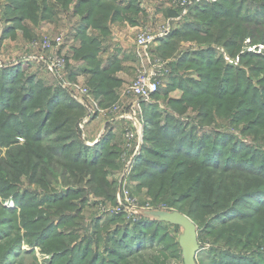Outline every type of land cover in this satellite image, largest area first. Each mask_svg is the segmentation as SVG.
<instances>
[{
	"label": "rangeland",
	"instance_id": "obj_1",
	"mask_svg": "<svg viewBox=\"0 0 264 264\" xmlns=\"http://www.w3.org/2000/svg\"><path fill=\"white\" fill-rule=\"evenodd\" d=\"M202 1L200 11L192 18L193 25L187 28L186 35L179 38L181 41L175 52L159 56L166 62L174 63L176 69L163 78L160 89L146 102L142 141L127 183L134 204L143 205L149 201L172 210L181 209V213L185 211L189 215L197 227L198 264H264V0ZM218 7L228 13L236 12L252 22L248 23L251 33L238 40L239 46H231L232 41H225L226 37L215 41L210 18L213 10H220ZM12 46V43L2 45L5 55L17 50L18 46ZM1 56L5 58L2 53ZM16 72L18 76L13 84L0 80V85H4L2 91L5 96L15 88L13 96L16 98L12 99L18 101L33 92V83H30L28 69L23 71L20 68ZM56 84L59 86V83ZM127 99L133 100L130 96ZM3 106L5 103L0 101V250L10 240L17 243V246L12 244L8 249L12 253L5 264H51V260L55 264H64L65 258H52L49 251L55 247L62 252L77 244L80 236L78 227L82 224L90 235L92 222L97 221L100 228L105 227L106 236L107 230L112 232L125 224H135L140 216L131 217L120 207V191L116 198V187L122 179L120 167L108 168L105 177L112 182L109 188L105 187L112 199L94 194L91 185L85 181H69V176L60 175L59 161L53 155L49 158L48 151L60 152L62 145L73 144L72 153L71 149L68 152L73 156L79 148L77 137L56 141L66 134L65 129L49 130L48 133H55L53 135L44 133L49 127L40 132L29 122L26 113L21 114L20 107L2 110ZM29 106L26 112L31 114ZM43 115L38 116V120ZM93 126L94 131L109 130L105 126L100 128L99 123ZM74 132L78 136V130L74 129ZM117 132L122 134L117 142L120 144L125 131L116 129ZM26 135L42 139L34 145L42 159H37L38 154L35 155L34 151L31 155V143L26 141ZM96 136V133L93 134L94 138ZM134 136H137L135 129ZM112 137L110 131L104 140L108 145L105 150L111 146ZM84 144V152L77 155L82 157L87 153L91 156L93 145ZM114 149L121 150L119 146H114ZM185 156L196 157L198 163L207 166L208 169L202 173L203 179L222 183L224 189L213 195V201L207 203L204 200L207 193L201 195V201L195 199L198 193L192 189L196 186L187 191V184H192L189 176L192 174L195 177L197 168L188 167L189 176H178V185L174 188H170L169 180H166L160 192L157 187L149 189L148 180L137 175L141 171L148 174L167 169L169 177L175 169L182 170L176 165L186 160ZM118 159L121 162L119 156ZM33 160L38 163L37 167L33 168ZM115 162L119 165L117 156ZM216 165L218 169L214 171ZM215 199L217 203H214ZM196 206L202 208L194 213ZM98 207L104 212L94 219ZM77 208L79 212H76L75 221L73 219L63 225L62 222ZM118 215H123L125 219L120 221ZM111 218L113 221L110 223ZM148 222L142 224L146 226ZM225 222L227 224L221 225ZM143 228L141 231L146 237H151L154 249L167 247L166 252L174 255L166 260L154 254L161 258V264H183L178 243L182 228L166 225ZM58 231L74 234L64 248L60 238L46 240ZM106 246L111 247L109 244ZM92 250L97 248L91 249V253ZM99 252L104 254L102 248ZM145 253L152 256L149 250ZM203 256L208 259L205 261ZM108 259L109 256H106L104 260Z\"/></svg>",
	"mask_w": 264,
	"mask_h": 264
},
{
	"label": "trees",
	"instance_id": "obj_2",
	"mask_svg": "<svg viewBox=\"0 0 264 264\" xmlns=\"http://www.w3.org/2000/svg\"><path fill=\"white\" fill-rule=\"evenodd\" d=\"M16 2L8 1V16L13 17L16 19V22L18 21H36L38 17L41 16H48L52 14V10L47 4V0H15ZM202 0H197L194 2L187 10V13L185 16L181 17L176 23L177 25L173 26V29L161 40V45L159 49H156V53H158V56H168L169 53H174L175 49L177 48V45L179 41H181L179 38H181L182 35H186L187 28L191 27L193 25L192 18L195 16V13L200 11V8L202 7L201 3H204ZM57 2L63 7L67 8V4L69 2L73 3V8L76 11H79L82 17H87L88 19H94V24H99L102 21H105L110 13H113L114 11L118 10L114 7V5L110 4L109 2H105V0H57ZM134 9H137L134 6ZM220 10H213V13L211 16L212 20V26H214V33H215V41L219 40L223 37L225 38V41H232L231 46H239V39L244 38V34L251 33L249 22L247 21L245 17L239 15L236 12H229L225 9L221 11V8L218 7ZM173 11L169 10L167 13L170 15V17L177 16L179 14L178 9H172ZM75 11V12H76ZM101 14V17L96 18L98 14ZM207 13V12H206ZM205 14V13H203ZM96 19L98 21H96ZM189 19V20H188ZM183 20V21H182ZM254 22L255 20L252 19ZM185 21V22H184ZM181 24V25H180ZM24 26L22 25V28ZM25 29V27H24ZM28 30V29H27ZM27 30H25V33L27 34ZM212 33V35H214ZM29 34V33H28ZM78 39L81 42V46L79 49L74 50L75 57L77 59H84L92 69V80H91V89L90 91L95 96V89L98 90V92L105 91L104 88L109 85H115L117 81L112 78L106 71L102 69L99 64L100 62L96 59L97 54V43L95 42L94 38H90L86 36V33L84 31V26L82 24L78 26ZM235 40V42H233ZM174 63L169 62V66L171 68V73L173 70L176 69V66H173ZM12 71H15L14 73ZM18 72V71H17ZM16 72V69L14 68H1L0 67V80L3 82H8V84H13L16 77L18 76ZM171 75V74H169ZM10 78L8 81L7 78ZM6 78V79H5ZM30 83H33V92L24 99H19L18 101L16 99H12V97L16 98V96H13L14 89L9 93L8 96H5V93H3L2 88L4 87L3 83L0 85V101L1 103L4 102L5 106H3L2 110H9V109H17L20 107L21 114L26 113L28 118L30 119L29 122L33 123V126L36 127L37 130H40V132H44L45 127H49L46 132L47 134H52L60 129H65V133L63 137L57 139L56 141H64L67 138L73 139L74 137H77L79 144L78 149L74 151L73 156L69 155V150L71 149L72 145H62L59 149L60 152L54 151H48L49 158L51 155L53 157H57L58 163L60 164L61 171L60 175L63 177L66 175V177L69 176V181H77L82 182L85 181L86 183L91 185V191H94V194H99L103 196H107L108 199H112L113 196H110L108 194V191H106L105 187H110L112 182H108L105 180V177L108 175V168H112L114 166H117V168L120 167V171L125 169V165H121L119 162V165L115 162V157L118 156L120 159H122V153L124 152V149L121 151L115 150L114 146H110L108 150H105L108 145L104 141L106 138V135L109 134L108 132H105L102 134L99 138V141L93 145V149L91 152V156H79L77 153L81 154L84 152L83 148L86 147L85 140H84V126L89 120H91L94 115H90V113L86 110V108L80 104L78 101L72 98L71 93L63 91L62 89L57 92V94H52L53 89L50 87H44L41 86L38 83H34L32 80ZM6 87V85H5ZM107 90V89H106ZM57 91V90H56ZM59 95V96H58ZM4 97L6 99H4ZM14 100V102H13ZM13 102V103H12ZM12 103V104H11ZM28 105H30V109H32L31 114H28L26 111L28 110ZM144 108V112L147 109L148 104L146 102L141 104ZM47 109V111H46ZM46 111V112H45ZM46 115H43V114ZM43 115L41 119L38 120V116ZM35 118V120H34ZM4 123V122H3ZM53 127V128H51ZM74 129L78 130V136L76 132H74ZM54 131L49 132L48 131ZM80 132L83 133L82 137L80 136ZM74 134L71 136V134ZM55 134V133H54ZM29 135H26V141H29L31 143V146H29L31 149V155L32 151L35 152V155L37 156V159L39 157L42 159V156L37 152L35 143H39L42 141V139L38 136H32L28 137ZM106 143V144H105ZM56 148V147H55ZM72 153V149L70 150ZM132 153V152H131ZM89 154V152H88ZM121 154V155H120ZM188 155V154H187ZM112 157V158H111ZM186 160H181L177 162L176 167H182V170L175 169L172 171V174L168 175L167 177V169H162L157 173H146V172H138V176H142L143 178L148 180V188L152 189L154 187H157L156 190L160 192L164 187L163 185L166 183V180H169V187L174 188L175 185H178V181H176L177 177L180 175L189 176L187 170L188 167H194L197 168V175L193 177L191 174L189 176V180H192V184H187L189 187L188 190H191L192 187L196 186L192 191H194L197 195L194 197L198 201L202 199L201 195L207 193V195L204 197V200L208 203L213 201V195L219 194L223 188L222 183L219 180H215V182H212L211 180L203 179L202 173L207 166L202 165V163H198L197 158L185 156ZM34 161V160H33ZM38 161V160H37ZM118 162V161H117ZM38 163L34 161V166L37 167ZM41 167V163L39 164ZM125 166V167H124ZM107 167V168H106ZM44 169V167H43ZM45 169H49V167H45ZM214 171L218 169V166H214ZM133 170V169H132ZM135 170V169H134ZM32 174L34 175V171H32ZM133 175V174H132ZM131 175V176H132ZM137 176V177H138ZM148 176V177H145ZM201 182V183H200ZM157 184V185H156ZM119 185V182H118ZM117 185V193L116 198L119 193V187ZM232 198V197H231ZM230 198V199H231ZM194 199V203L196 200ZM229 199V200H230ZM118 200V199H117ZM116 201V200H115ZM201 201V200H200ZM118 202V201H117ZM216 202V199L214 201ZM82 204V203H81ZM209 205V204H208ZM207 205V206H208ZM211 209L213 205H209ZM201 206H196L194 213L201 209ZM79 212L78 208L71 214H69V218H67L65 221L62 222L63 225L67 224L70 220H73L76 212ZM191 211V210H188ZM218 211V210H217ZM179 212H183L181 209H179ZM184 214L187 215V213L184 211ZM122 221L125 219L123 215H118ZM126 216V215H125ZM189 216V215H187ZM139 217V216H138ZM76 219V218H75ZM74 219V221H75ZM80 219V218H79ZM130 220V219H129ZM79 223H82L80 220ZM93 221V220H92ZM113 220L112 218L109 220L111 223ZM149 221L148 225L144 226L142 223ZM130 222V221H129ZM126 220V223H129ZM135 222V221H133ZM84 223V222H83ZM130 224V223H129ZM227 222L222 223L221 225H225ZM157 225H166V226H174V228H177L178 226L171 225L167 222L142 217L140 216L138 220L135 222V224H130L125 226L119 227L118 230H114L112 232H109L107 230V236L105 233V227L100 228L97 221L92 222V233L90 235L86 232V227L84 228V225L82 224L79 229V242L75 244L74 246H70L69 248L63 249L62 252H59L55 247L52 248L49 252L52 253L51 257L54 258L56 256H60L59 260L65 258L64 264H161V258L157 255H161L162 259H170L173 258L174 255L169 254L166 252L168 249L165 248H159L154 249V244H151L152 239L151 237H146L143 230L147 227ZM225 231H229V226ZM73 232L65 233V232H54L51 236L47 237L48 239H56L60 238L63 242L62 247L64 248L66 244H68L69 239L71 236H73ZM8 238V237H7ZM104 241L103 244V255L100 254L99 250L100 247L97 246L100 241ZM6 241V240H5ZM15 240H10V242L7 244H4L2 249L0 250V264H5L9 260V254L12 253L9 252L8 249L12 246V244L17 246V243L14 242ZM15 243V244H14ZM44 243L40 244L41 246ZM107 244L111 245V247L106 246ZM57 246V244H55ZM113 245H116V248H112ZM40 246V247H41ZM97 248V250L91 249ZM99 249V250H98ZM147 250L152 254V256L148 255L149 253H145ZM77 253V254H76ZM106 256H109V259L105 261L104 259ZM100 259V260H98ZM203 259L206 261L208 258L203 256ZM51 264H55L52 262ZM87 261V262H86ZM200 264H203V262H200ZM212 264V263H210Z\"/></svg>",
	"mask_w": 264,
	"mask_h": 264
},
{
	"label": "crops",
	"instance_id": "obj_3",
	"mask_svg": "<svg viewBox=\"0 0 264 264\" xmlns=\"http://www.w3.org/2000/svg\"><path fill=\"white\" fill-rule=\"evenodd\" d=\"M7 1L0 0V28L2 29L0 54L2 53L5 56V60L10 61L0 67L22 68L23 71L28 69L31 80L41 86L52 88V94H57L61 89L69 94L71 93L68 87L60 84L57 86L56 83H59L58 78L60 76L63 81L85 85L91 89L92 69L84 59H77L74 54V50L79 49L81 46L77 35L78 26L82 24L86 36L95 39L97 43L96 59L100 62L101 68L107 70L106 72L117 81L115 85L106 86L103 92H98L95 89V98L101 108H108L118 101L121 105V112L115 115L94 114V117L84 126V140L87 144L94 145L103 133L111 131L113 137L110 140V145L119 146L122 151L124 149V138L121 141L122 144L117 143L122 134L115 133V130H124L128 126H132V129L136 130L137 126L134 106H132L131 100L128 101L127 97L123 95L124 89L133 80L138 68L139 62L134 54L136 35L144 27H148L155 34L160 33L166 20L170 17L167 12L174 9L175 0H105L118 10L110 13L105 21L97 25L93 23L94 19L82 17L79 11L74 10L72 2H69L67 8H65L57 0H47L52 14L48 16L40 15L33 22L27 20L16 22L15 18L8 16ZM134 6L137 9H134ZM98 17H101L100 13L96 16V18ZM96 21L98 20L96 19ZM22 25L25 29L22 28ZM25 30L29 31V34H26ZM44 36L52 40V46L44 51V58L46 59L24 58V55L28 52L26 50L27 44ZM60 37H63V39L57 43ZM164 37H157L148 46L144 58L145 63L149 62L152 57H159L155 50L159 49L161 40ZM10 43L13 45L12 48H16L15 46H18V48L16 51L12 50L8 55H5L2 45L9 46ZM53 59L58 61V64L60 62L59 67L55 69L49 67V63ZM98 120L99 122H97ZM95 123H99L100 128L105 126L110 131H94L95 127L93 125ZM95 133L97 136L94 138L93 134ZM136 143L138 141L133 138V145L135 146ZM117 161L119 162V159ZM120 161L123 165L122 159ZM124 171L125 169L119 173L122 172L123 174ZM110 174L115 173L110 172ZM110 209H112V206ZM101 212L104 211L101 207H98L94 213V219ZM90 230H92L91 227ZM103 244L104 241L102 240L97 246L103 248Z\"/></svg>",
	"mask_w": 264,
	"mask_h": 264
},
{
	"label": "built area",
	"instance_id": "obj_4",
	"mask_svg": "<svg viewBox=\"0 0 264 264\" xmlns=\"http://www.w3.org/2000/svg\"><path fill=\"white\" fill-rule=\"evenodd\" d=\"M197 0H175L174 8L179 10V14L174 17H169L166 20L164 27L160 33L155 34L151 32L148 27L141 28L135 38V50L134 54L139 62V66L137 68V72L133 80L126 86L123 91V95L126 97H132L133 102H131L132 106H134L135 110V121L137 120V136H134V129L132 126H128L124 129V152L122 153V160L125 163V171L122 174V179L119 184L120 191V200L119 204L123 210H126L127 214L131 215V217L142 216L139 214L141 210H162V211H173L172 209L163 206V205H153L151 202L147 201L143 205H136L132 202L131 192L129 190V186L127 183V178L131 171V168L134 164V159L138 155L137 148L139 147L142 141V130L144 126V108L142 107L143 102H147L152 94L160 89V86L163 84V78L170 73L171 68L169 66V62L163 60L159 57H152V59L145 63L144 58L146 56V49L150 44H152L157 37L166 36L170 30L173 29L172 23L177 22L181 17L185 16L188 8ZM199 1V0H198ZM2 34V29L0 28V37ZM63 37H60L57 40V43L60 42ZM52 46V40L48 37L44 36L40 39H35L30 41L26 50L28 52L24 55V58L34 59V60H43L44 51L49 49ZM10 60L2 59L0 54V66L4 63L9 62ZM60 64V62H59ZM58 61L51 60L49 63V67L55 69L59 67ZM59 84L64 87H68L71 92V96L73 99L82 104L86 110L93 114H106V115H114L121 112L120 104L117 102L111 104L108 108H101L98 100L95 98L90 89L85 85L80 84H72L70 82L63 81L61 76L58 78ZM133 138L138 141V143L133 145ZM132 152V153H130Z\"/></svg>",
	"mask_w": 264,
	"mask_h": 264
},
{
	"label": "water",
	"instance_id": "obj_5",
	"mask_svg": "<svg viewBox=\"0 0 264 264\" xmlns=\"http://www.w3.org/2000/svg\"><path fill=\"white\" fill-rule=\"evenodd\" d=\"M139 214L182 228V234L178 240L181 248L182 262L183 264H198L196 261V256L199 251L197 227L188 216L176 210H141Z\"/></svg>",
	"mask_w": 264,
	"mask_h": 264
}]
</instances>
